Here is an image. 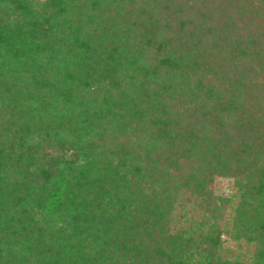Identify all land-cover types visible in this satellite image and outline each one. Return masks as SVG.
Here are the masks:
<instances>
[{
	"label": "trees",
	"instance_id": "trees-1",
	"mask_svg": "<svg viewBox=\"0 0 264 264\" xmlns=\"http://www.w3.org/2000/svg\"><path fill=\"white\" fill-rule=\"evenodd\" d=\"M0 264H264V0H0Z\"/></svg>",
	"mask_w": 264,
	"mask_h": 264
},
{
	"label": "rangeland",
	"instance_id": "rangeland-1",
	"mask_svg": "<svg viewBox=\"0 0 264 264\" xmlns=\"http://www.w3.org/2000/svg\"><path fill=\"white\" fill-rule=\"evenodd\" d=\"M235 181L232 179H222V178H216L214 183V187L217 191V195H229L230 196V202H231V206L229 207H235L237 206V204L240 201V196L238 194H240L238 192V190H236L237 188H235ZM182 193V191H181ZM179 193V194H181ZM182 195V194H181ZM189 195H187L188 198ZM192 199V197H190ZM187 200V207H181L180 209H178V211L173 215L172 218H174V224L173 226H175L176 230L182 228L183 230L186 229H190L192 226L194 228L198 227V223H196V221L194 222V216L193 215H197L200 211L198 209L195 208L194 204H196L194 202V200ZM194 212L196 214H194ZM193 213V214H192ZM230 213V218L231 216H233L234 212L232 210L229 211ZM229 231H231V226L228 227ZM224 237H225V241L226 243L225 245V249L226 252H224L225 254H230L233 256H239V257H247L248 260H250V256H252L253 253V246L251 245H246V244H236L233 240H231V234L228 232L224 231ZM204 259L200 260L201 262H203ZM200 262V263H201Z\"/></svg>",
	"mask_w": 264,
	"mask_h": 264
}]
</instances>
